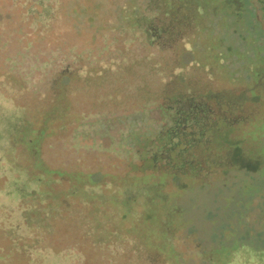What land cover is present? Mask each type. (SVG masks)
I'll return each mask as SVG.
<instances>
[{
    "label": "rangeland",
    "instance_id": "rangeland-1",
    "mask_svg": "<svg viewBox=\"0 0 264 264\" xmlns=\"http://www.w3.org/2000/svg\"><path fill=\"white\" fill-rule=\"evenodd\" d=\"M237 7L0 0V264H264V35Z\"/></svg>",
    "mask_w": 264,
    "mask_h": 264
},
{
    "label": "flooded vegetation",
    "instance_id": "flooded-vegetation-1",
    "mask_svg": "<svg viewBox=\"0 0 264 264\" xmlns=\"http://www.w3.org/2000/svg\"><path fill=\"white\" fill-rule=\"evenodd\" d=\"M240 1L246 2L248 4V6L251 7V10H252V18L256 19V21L258 22V24L262 26L263 34L260 37H258V41H260V39L264 35V24H263V22H264V0H256V1H258L260 3V9H261V14H260L261 17L260 18L261 19H259L257 17L256 7H255V4L252 2V0H224L225 5L226 6L228 5L229 8H230L231 14L230 13L228 15L227 14H224L223 17L228 18L230 20V17L232 15L234 18H236L235 17V14L239 13L240 10H241V8L237 7V5H240ZM202 8L205 11L207 10V9L204 8V5H202ZM225 24L228 26L227 27V30L229 29V26H234L235 32L238 34L239 41L241 42V41L244 40L245 35L247 33L244 28L240 27V29H239V28L235 27L236 26L235 23L231 24V23L225 22ZM255 73H256V75H258V74L261 75V71L256 70Z\"/></svg>",
    "mask_w": 264,
    "mask_h": 264
},
{
    "label": "trees",
    "instance_id": "trees-1",
    "mask_svg": "<svg viewBox=\"0 0 264 264\" xmlns=\"http://www.w3.org/2000/svg\"><path fill=\"white\" fill-rule=\"evenodd\" d=\"M234 230V228H232V230H230L231 232ZM234 233H235V231L232 233V236L230 237V239H229V246H233V247H237L238 245L236 244L235 245V243L236 242H238V240L239 239H241V238H243L245 235H249L248 233H249V230L248 229H245L244 230V232H242V233H240V234H238V233H236L237 235H234ZM255 235V237H257V238H259V239H261L263 242H264V230H261V231H259V232H257V233H255L254 234ZM219 239L220 240H223V239H221L220 237H219ZM218 239V240H219ZM221 242V241H220ZM240 244V243H239ZM235 245V246H234ZM241 245V244H240ZM223 246H225V245H220V251H222L223 250ZM227 246V245H226ZM258 248V251H259V253H264V244L261 246V247H257ZM238 250H236V252H237Z\"/></svg>",
    "mask_w": 264,
    "mask_h": 264
}]
</instances>
